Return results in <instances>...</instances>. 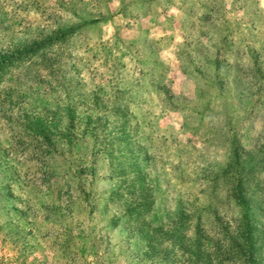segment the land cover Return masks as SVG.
<instances>
[{
	"label": "rangeland",
	"instance_id": "1",
	"mask_svg": "<svg viewBox=\"0 0 264 264\" xmlns=\"http://www.w3.org/2000/svg\"><path fill=\"white\" fill-rule=\"evenodd\" d=\"M41 43L0 69V264H247L245 204L264 264V0H0V58Z\"/></svg>",
	"mask_w": 264,
	"mask_h": 264
},
{
	"label": "trees",
	"instance_id": "2",
	"mask_svg": "<svg viewBox=\"0 0 264 264\" xmlns=\"http://www.w3.org/2000/svg\"><path fill=\"white\" fill-rule=\"evenodd\" d=\"M46 43H41V44H37L34 47H30L29 49H27L24 52L19 53L16 56H13L12 58H8L6 56H2L0 58V69L9 65L10 63L14 62V61H19L22 60L25 56H29L31 54L36 53V51H39L41 48H43L44 46H46ZM74 116V115H72ZM34 118V120H33ZM27 123H26V128H28L29 130H32L33 133L37 136H40L41 140L38 145H39V152L42 153H50L51 152V146L52 144L47 141V140H51L54 136H56L57 134L60 133V135L65 136V138L67 140H71L72 135H73V131L72 128L74 126L73 122H71V126H67L64 129V133H61V131H59L57 129V125H54V120L53 119H43L41 116L39 115H34L33 117L26 119ZM88 122H91V118L90 115L88 116ZM96 122V121H95ZM33 123V127L32 124ZM99 125V121L97 120L96 123H94L93 127H90V125H87V129L86 132H88L90 135L94 136L95 138L97 137L96 135V129ZM37 136V137H38ZM109 143H102L104 144V148L108 149L111 146V142H113V137L111 136V134H109ZM98 140V138H96ZM43 140L45 142H47V147L45 149V147H43ZM47 174V170L45 171ZM241 178L242 177H238L239 182H238V194L236 195L238 197V200L240 202H243V187L241 186ZM242 188H239V187ZM238 201V202H239ZM146 205H148V202H139L137 203L136 206L134 207H130L128 209V212L130 213H139L140 210H142ZM250 207L249 205L245 204L243 207V213H242V217L240 220H243L244 223L242 224V226H240L238 228V232L235 233L234 235H230L229 236V241L228 244H230L226 250L233 252L232 254L237 255L239 257H243V259L245 260V262L247 264H257V262L255 261L253 255L257 250H260V247H253V237H252V228H251V224H250ZM226 234V233H225ZM224 234V235H225ZM202 234L200 233V235H198V239H202ZM220 249L219 247L215 248V252H218ZM198 252H201L200 249H197Z\"/></svg>",
	"mask_w": 264,
	"mask_h": 264
}]
</instances>
